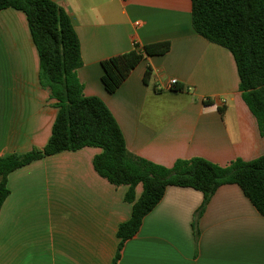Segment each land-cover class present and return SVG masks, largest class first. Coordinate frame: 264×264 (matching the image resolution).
<instances>
[{"label": "crops", "instance_id": "crops-1", "mask_svg": "<svg viewBox=\"0 0 264 264\" xmlns=\"http://www.w3.org/2000/svg\"><path fill=\"white\" fill-rule=\"evenodd\" d=\"M50 1L78 37L84 95L106 105L131 154L166 168L195 157L226 166L264 156L234 58L195 33L190 0ZM160 42L169 43L168 52L140 61L113 94L104 90L101 62ZM38 75L25 15L1 11L0 157L41 149L50 137L56 101ZM100 152H62L8 175L0 264H112L117 228L132 206L124 202L126 187L94 171ZM140 193L138 186L136 199ZM202 204L196 190L167 187L116 264H264V216L237 185L220 186L197 216Z\"/></svg>", "mask_w": 264, "mask_h": 264}, {"label": "trees", "instance_id": "trees-1", "mask_svg": "<svg viewBox=\"0 0 264 264\" xmlns=\"http://www.w3.org/2000/svg\"><path fill=\"white\" fill-rule=\"evenodd\" d=\"M190 3L195 33L232 54L238 91L264 136V0ZM5 9L20 11L26 17L39 59V84L56 101L57 114L43 148L0 157V209L9 194L10 173L45 157L89 147L101 150L92 159L96 174L115 188L126 187L124 202L132 206L129 220L117 228L119 244L112 264L117 263L124 243L138 232L143 218L170 186L202 193L199 216L220 186L235 184L264 216V156L248 162L235 159L226 166L195 157L177 160L166 168L131 154L106 105L99 98L84 95L77 77L82 67L80 44L68 14L50 0H0V12ZM168 50V42L146 45L141 50L134 45L133 50L104 60L100 64L104 90L113 94L140 61ZM138 186L141 193L136 199Z\"/></svg>", "mask_w": 264, "mask_h": 264}, {"label": "built area", "instance_id": "built-area-1", "mask_svg": "<svg viewBox=\"0 0 264 264\" xmlns=\"http://www.w3.org/2000/svg\"><path fill=\"white\" fill-rule=\"evenodd\" d=\"M175 85H176V80H170V81L168 82V87H169V88H174Z\"/></svg>", "mask_w": 264, "mask_h": 264}]
</instances>
